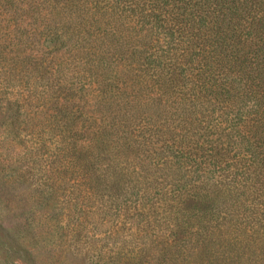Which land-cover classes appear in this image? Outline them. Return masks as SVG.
Returning a JSON list of instances; mask_svg holds the SVG:
<instances>
[{
	"label": "trees",
	"instance_id": "1",
	"mask_svg": "<svg viewBox=\"0 0 264 264\" xmlns=\"http://www.w3.org/2000/svg\"><path fill=\"white\" fill-rule=\"evenodd\" d=\"M0 75V112L59 129L40 156L153 237L138 264H264V0H0Z\"/></svg>",
	"mask_w": 264,
	"mask_h": 264
},
{
	"label": "rangeland",
	"instance_id": "2",
	"mask_svg": "<svg viewBox=\"0 0 264 264\" xmlns=\"http://www.w3.org/2000/svg\"><path fill=\"white\" fill-rule=\"evenodd\" d=\"M12 112H0V264H138L145 250L154 251L153 237L133 227L127 212L117 214L107 197L86 195L84 182L40 156L44 149L32 142L59 133L47 115H24L18 124ZM178 264L202 263L194 257Z\"/></svg>",
	"mask_w": 264,
	"mask_h": 264
}]
</instances>
